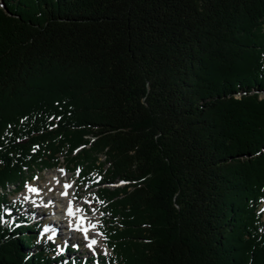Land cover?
<instances>
[{"label": "trees", "instance_id": "16d2710c", "mask_svg": "<svg viewBox=\"0 0 264 264\" xmlns=\"http://www.w3.org/2000/svg\"><path fill=\"white\" fill-rule=\"evenodd\" d=\"M57 167L112 254L14 217ZM263 206L264 0H0V264H264Z\"/></svg>", "mask_w": 264, "mask_h": 264}, {"label": "rangeland", "instance_id": "374dc122", "mask_svg": "<svg viewBox=\"0 0 264 264\" xmlns=\"http://www.w3.org/2000/svg\"><path fill=\"white\" fill-rule=\"evenodd\" d=\"M104 159V157H102ZM53 173L60 174L62 183L58 186L54 187L53 182H51V176ZM34 183V184H33ZM32 184V185H31ZM122 184L121 181L116 183L109 184V186H117ZM62 185H69L71 188L77 191L76 203L84 204L86 207V211L84 213L87 217L93 218L91 222V232H93L96 237L94 240L97 241L95 244L96 247L89 248L88 245L92 244V239L87 238L84 234V230H78L74 232H70L69 224H72V217L68 216V220H63L62 222L56 221V215H61L62 212L58 210V206L60 204H66L62 202L59 196L62 194L61 189ZM29 186V187H28ZM34 187L37 191L34 192V195H38L37 197H27V190ZM9 196L11 200H15V203L10 206L15 207V215L19 216L20 214L23 217L28 216L33 218L34 222L39 223V228L42 227L44 230L42 232V236L40 235V240L50 241L53 243L52 247L58 251V253L66 254L68 257L72 255H82L88 257L92 254H112L111 249L107 245V240L102 233L103 222L101 219L102 212L98 209V201L95 196V190L97 187H86L79 185L78 182L75 181V176L66 172L63 167L55 168L52 170H44L41 174H39L33 181L30 182L24 189L17 192H12L16 186L11 185L8 186ZM27 188V189H26ZM65 196V194H63ZM66 197V196H65ZM24 198L27 200H24ZM19 200V205L16 207V202ZM51 204V207H48ZM67 205V204H66ZM264 209V206H263ZM57 211V212H56ZM74 220V218H73ZM27 222V221H25ZM80 221L78 222V225ZM45 229H48L45 231ZM80 231V232H79ZM91 240V241H90ZM67 245H76L79 248L78 252H68ZM93 247V245L91 246Z\"/></svg>", "mask_w": 264, "mask_h": 264}, {"label": "bare ground", "instance_id": "6f19581e", "mask_svg": "<svg viewBox=\"0 0 264 264\" xmlns=\"http://www.w3.org/2000/svg\"><path fill=\"white\" fill-rule=\"evenodd\" d=\"M61 175L58 173H53L51 178V182H53L54 187L58 186L60 183H62L61 180ZM35 187V186H34ZM34 187L31 186L30 189L27 190V197H37L38 195H34V192L37 191V189H35V191H33ZM62 194L59 196V198L61 200H64L62 202H65L66 204H60L58 206V210H60L62 212V214L60 215H56L55 217V223L56 221L62 222L64 220V218L71 216L72 217V224H69V228H70V232H76L78 230H84V234L85 236H87V238H91L92 240L95 239L96 235L91 232V220L93 218H89L86 216V214L84 213V211H86V207L84 204H78L76 203V197H77V191L73 188H71V186L69 185H62V189H61ZM63 194H65V196H63ZM74 218V220H73ZM80 221V224L78 225V222ZM91 241V240H90Z\"/></svg>", "mask_w": 264, "mask_h": 264}, {"label": "snow or ice", "instance_id": "6c2138e0", "mask_svg": "<svg viewBox=\"0 0 264 264\" xmlns=\"http://www.w3.org/2000/svg\"><path fill=\"white\" fill-rule=\"evenodd\" d=\"M122 183H124V182L122 181ZM33 191H35V189H33ZM47 230L48 229H45V231H47ZM96 243H97V241L93 239L92 240V244L88 245V247L91 248V246L94 245V244H96ZM75 247H78V246H75Z\"/></svg>", "mask_w": 264, "mask_h": 264}]
</instances>
